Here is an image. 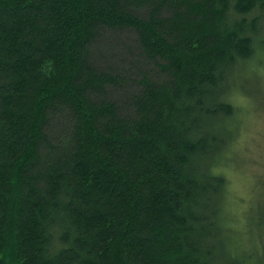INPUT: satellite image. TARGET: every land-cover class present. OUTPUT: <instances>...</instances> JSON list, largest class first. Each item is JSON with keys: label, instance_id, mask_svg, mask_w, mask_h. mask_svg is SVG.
<instances>
[{"label": "trees", "instance_id": "1", "mask_svg": "<svg viewBox=\"0 0 264 264\" xmlns=\"http://www.w3.org/2000/svg\"><path fill=\"white\" fill-rule=\"evenodd\" d=\"M263 27L264 0H0V264H264L215 172Z\"/></svg>", "mask_w": 264, "mask_h": 264}, {"label": "rangeland", "instance_id": "2", "mask_svg": "<svg viewBox=\"0 0 264 264\" xmlns=\"http://www.w3.org/2000/svg\"><path fill=\"white\" fill-rule=\"evenodd\" d=\"M258 36L253 56L232 74L225 97L237 109L233 126L231 120L227 123L235 134L226 156L215 164V172L227 181L228 217L251 234L252 223L264 212V27Z\"/></svg>", "mask_w": 264, "mask_h": 264}]
</instances>
